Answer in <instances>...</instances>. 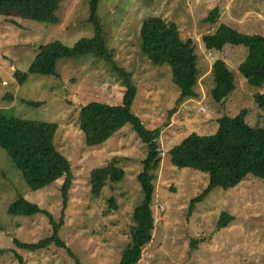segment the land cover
Returning <instances> with one entry per match:
<instances>
[{
    "label": "rangeland",
    "instance_id": "374dc122",
    "mask_svg": "<svg viewBox=\"0 0 264 264\" xmlns=\"http://www.w3.org/2000/svg\"><path fill=\"white\" fill-rule=\"evenodd\" d=\"M217 7L221 9L218 23H205ZM90 13V0H62L57 24L0 15V123L14 116L59 124L55 143L71 161L74 174L60 236L75 254L73 258L56 245L30 252L14 244L15 239L36 243L51 235L52 227L46 215H10V204L22 196L58 220L64 179L36 191L29 189L0 145V264H20L17 254L25 264H117L135 227L132 213L143 200L137 175L147 147L120 116L89 107L121 105L125 86L110 63L84 54L59 59L57 76L29 73L23 85L14 76L16 70L28 71L40 46L55 41L71 46L92 38ZM97 16L114 61L131 73L136 88L133 114L150 129L163 128L155 238L135 264H264V182L249 175L230 190L216 188L190 213V202L208 187L209 175L178 168L170 155V149L190 133L213 134L220 118L234 117L242 110L248 111L251 126L264 128V109L254 98L255 93H264V86H251L239 71L248 48L210 50L202 40L223 25L264 35V0H100ZM153 17L175 22L184 38L194 40L200 70L198 98L178 105L181 90L172 80L170 66L154 65L142 51L140 31ZM217 55L225 58L235 78V89L224 102L213 97ZM24 101L41 104L33 107ZM110 163L120 165L124 177L119 182L106 177L94 194L93 173L99 177ZM162 205L165 208L159 210ZM223 213H229L232 221L219 230Z\"/></svg>",
    "mask_w": 264,
    "mask_h": 264
},
{
    "label": "trees",
    "instance_id": "16d2710c",
    "mask_svg": "<svg viewBox=\"0 0 264 264\" xmlns=\"http://www.w3.org/2000/svg\"><path fill=\"white\" fill-rule=\"evenodd\" d=\"M99 1L90 0L89 22L95 28V35L92 38H83L71 46L60 41L40 46L28 71L16 70L14 76L20 85L27 81L29 73L57 76L59 59L84 54L101 57L118 73L125 86L121 105L108 106L93 103L89 107L106 114L120 116L147 147L143 168L137 175V181L143 191V200L133 210L132 220L135 227L131 230L129 243L117 263L135 264L141 261L143 251L153 243L155 238L157 219L154 205L157 198V172L163 161V151L159 142L163 128L150 129L140 117L133 114L131 107L136 97V88L131 83V73L114 61L113 52L106 44L101 22L97 16ZM61 2L62 0H0V15L6 18H23L57 24L60 19L56 12ZM220 12V8H214L204 22L216 25L220 19ZM140 37L142 51L154 65L168 64L170 66L172 80L181 90L177 104L198 98L196 88L199 85L200 70L194 40L190 37L184 38L175 22L161 17H153L145 21ZM202 40L207 49L217 51L228 46H246L248 54L239 65L241 76L253 87L264 86L263 34L244 33L223 25L212 35L203 36ZM212 71L217 84L213 97L218 102H224L235 89L233 71L221 55H217ZM254 98L258 107L264 109V93H255ZM24 102L33 107L41 104L31 101ZM247 117V110H242L234 117L223 116L218 120L219 127L215 133L202 135L192 132L170 149L171 161L175 166L190 167L209 175L208 187L191 200L190 213L216 188L230 190L240 185L249 175L264 182V128L251 126ZM58 127L57 122L14 116L0 123V145L11 156L29 189L36 191L64 179L61 187L63 206L58 220L51 212L39 208L38 205L22 196L10 204L8 212L12 216L46 215L52 227L51 235L36 243H23L15 239L14 244L18 248L35 252L56 245L74 258V252L60 236V231L65 224L74 174L71 161L55 143ZM124 175V169L120 165L115 163L106 165L99 177L94 176L93 173L92 192L94 194L100 192V186L106 177L113 182H119ZM110 204L114 207L112 200ZM231 221V215L223 213L217 223V228L219 230L226 228ZM196 244L194 241V248ZM16 256L20 264H25L20 255ZM77 263L80 264L78 261Z\"/></svg>",
    "mask_w": 264,
    "mask_h": 264
},
{
    "label": "built area",
    "instance_id": "2783aa9c",
    "mask_svg": "<svg viewBox=\"0 0 264 264\" xmlns=\"http://www.w3.org/2000/svg\"><path fill=\"white\" fill-rule=\"evenodd\" d=\"M164 208H165V207L162 205V206H160L159 210H160V209H164Z\"/></svg>",
    "mask_w": 264,
    "mask_h": 264
},
{
    "label": "crops",
    "instance_id": "0c3cea01",
    "mask_svg": "<svg viewBox=\"0 0 264 264\" xmlns=\"http://www.w3.org/2000/svg\"><path fill=\"white\" fill-rule=\"evenodd\" d=\"M192 18H193V16H192Z\"/></svg>",
    "mask_w": 264,
    "mask_h": 264
}]
</instances>
